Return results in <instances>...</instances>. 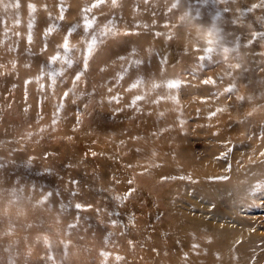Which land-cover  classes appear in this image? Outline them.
<instances>
[{"label":"bare ground","instance_id":"bare-ground-1","mask_svg":"<svg viewBox=\"0 0 264 264\" xmlns=\"http://www.w3.org/2000/svg\"><path fill=\"white\" fill-rule=\"evenodd\" d=\"M162 5L168 8L166 14L159 10ZM113 8H118L113 17H116L115 22L127 24L129 30L134 26L146 27L149 36L159 33V27L152 22L167 18L171 10L179 11L181 17H186L185 14L191 17L198 11L192 19L202 23L201 28L191 30L189 38L179 31L176 40L170 38L169 45L176 44L184 53L182 67L189 65L185 58L195 60L197 70L193 78L203 86L199 95L210 96L204 110H193L199 118L198 127L205 132L202 150L199 153L194 149L191 151L185 138H176L177 130L168 123V115L162 118L158 113L164 103L156 99V94L174 96V92L154 91L147 86L132 89L129 96H147L148 99L140 107L124 103L122 112L125 110V115L143 119L145 126L141 129L160 135L164 147L146 139L126 153L108 152L119 163H129V156L145 155L144 164L132 163V172L114 171L113 177L121 184L106 177L107 151L96 150L101 164L97 175L101 174V177H96L93 182L72 177L77 180L76 185L89 184V195L99 193L103 197L100 205L115 207V211L104 215L105 221L99 220L101 224L94 221L92 225L87 220L93 221V216L99 214L98 210L82 213L78 208L76 211V207L58 197L57 190L45 191L42 198L36 200L50 204L56 210L39 214L34 207L23 205L35 201L36 196L32 195L38 192L34 187L39 182L53 184L62 180L58 174L52 173L50 178H41L35 184L28 180L29 176L34 178L33 175L23 173L13 163L12 171L6 176L7 183L0 184V218L6 221L0 223V264H257L264 258V230L256 228V224L249 223L237 212H253L241 209H247L252 203L248 195H258L261 186H252L248 182L264 178V0H191L180 4L171 0L151 3L146 0H117ZM209 48L213 50L211 53L206 51ZM154 54L159 58L156 52ZM134 55H129L132 64L119 67L127 74L133 71L122 82H134L138 78L134 74L136 65L133 62L141 59ZM150 56L143 58L142 62L155 57ZM161 58L164 59L163 56ZM224 59L227 61L220 63ZM211 72L218 87L233 90L229 102H224L223 92L213 95V82L204 83L212 81L209 77ZM41 85L47 86V83ZM53 89L56 91L58 86L53 85ZM236 93L241 94L239 100L235 98ZM179 106L176 101V107ZM170 111L172 116L185 114L172 108ZM202 113L207 118H202ZM119 121V115L107 116V124H100L99 129L104 134L110 128L109 123L121 125ZM84 130L85 125H80L74 132L77 136ZM139 133L140 129L135 128L132 134ZM111 140L113 143L126 141L124 137ZM19 142L4 141L0 136L3 149ZM63 145L68 144L51 146L42 143L38 146L51 150ZM256 146L258 151L254 152ZM170 151H178L174 157L180 164L166 155ZM51 158L65 160L69 156L58 155L57 151L46 160ZM14 170L18 177L27 178L19 181L20 186L15 184L17 179L16 182L10 180ZM61 177L68 178L65 174ZM126 178L132 181V186L125 189L123 183ZM9 180L14 183L10 184ZM26 183L35 184L26 189L28 197L21 191V185ZM13 198L17 202L20 200V205ZM138 204L144 206L141 224H147L145 236L148 244L143 252L131 249L134 244L125 243L129 236L136 243V239H142L138 233L142 232L141 227L135 226L131 230L128 223L135 220L127 205L138 211ZM4 213L9 217L4 218ZM53 216L55 218H50ZM50 219L62 221L61 226L54 227L48 223ZM47 229H55L53 238L43 232ZM120 229L124 231L120 233ZM68 230L72 232L68 233ZM106 233H111L113 239ZM93 237L98 239L93 240ZM97 242L101 243L102 254L88 247ZM11 244L13 246H9ZM61 251L68 256L60 257Z\"/></svg>","mask_w":264,"mask_h":264},{"label":"rangeland","instance_id":"rangeland-1","mask_svg":"<svg viewBox=\"0 0 264 264\" xmlns=\"http://www.w3.org/2000/svg\"><path fill=\"white\" fill-rule=\"evenodd\" d=\"M152 1L160 0H146L147 3ZM171 1L180 4L191 0ZM93 2L94 0H0V127L2 128L0 136L4 141H21L5 149H3L4 144L0 143V149H3L0 152V184L7 183L6 176L12 171L13 163L21 168L23 173L33 175L34 178L29 176L28 180L35 184L41 178H50L52 173L55 176L58 174L57 177L61 178V183H57V181L53 184L39 182L36 186L35 184H22L23 196L27 194L25 197L29 196L26 189L30 186H35L34 188L38 190L36 194L32 195V197L36 196L34 202L29 201L22 204H25L26 207H34L39 214H46V212L56 209L50 204H41L36 200L45 191L57 190L58 197L67 200L70 206L77 208L76 211L78 208L82 213L98 210L99 214L93 216V221L87 220V222H91L88 223L89 225H92L94 221L101 224L99 220L105 221L106 219H103L105 214L115 211V207L105 208L100 205L103 197L99 193L88 194L89 184L76 185L77 180L72 178L78 177L82 181L84 179L93 182L96 177H101V174L97 175L101 164L98 163L96 150L107 151L105 154L108 164L106 177H109L114 183L121 184L113 177L114 171L120 169L125 173L126 171L132 172V163L144 164L145 155L143 154L141 157L129 156V163H119L108 152L126 153L146 139L164 147V143L160 141V135L149 133V131L144 132L141 129V126H145L143 119L125 115V110L122 112L121 106L124 103L140 107L148 99L146 96L141 100H135V97L129 96V91L147 86L154 91L163 89L174 92V96H166L165 93L156 94V99L164 103L158 113L162 118L168 115V123L177 130L176 138H185L189 142L190 150L194 149L196 153L202 150V142L206 137L204 136L205 132L200 126L198 127L199 118L193 114V110L196 108L204 110L208 105L207 98L210 97L199 95L203 86L193 78L194 72L197 70L195 60L185 58L189 65L182 67L181 60L184 53L179 50L176 44L169 45L170 38L176 40L179 31H183L189 38L191 30L201 28L202 23L192 19V16L198 11L193 12L191 17L186 14V17H181L179 11L171 10L167 18L159 21L151 20L154 26L159 27V33L149 36L146 27L134 26L133 30H129L127 24L115 22L116 17H113L118 8H113L112 3L109 5L112 1L106 0L101 8L93 9L91 13H87L88 18H91L92 15L98 18L97 28L112 21L119 34L108 38L104 44L97 48L88 61L87 70L84 71L85 39L82 17L85 13L82 10L88 8ZM17 5L19 6L17 7ZM29 5L33 7L30 8ZM164 8L167 7L162 5L159 10L166 14L168 8L166 10ZM62 13L63 20L60 19ZM72 25L80 26L69 37L70 51L64 53V36ZM253 29L263 30L262 28ZM125 32L133 34L124 35ZM154 52L159 55V58H156ZM131 53L139 57L141 62L143 58L151 57L150 55L155 56L151 58V61L136 65L134 74L138 75V78L134 82L142 79L143 84L134 88L130 87L134 82H122V79L119 78L120 75H123L124 79L128 74L133 73L132 70L128 74L120 71V66L132 64ZM53 56H59V59L52 61L51 57ZM121 56L126 59H119ZM207 59L208 57L205 58V60ZM226 61L224 59L220 63ZM206 68L205 66L204 69ZM79 72L83 74L80 75L79 80H76L75 77ZM209 77L214 84L213 95L223 92L224 102H229L232 98V92L226 91L229 88L218 87L213 81L212 72ZM169 81H178L179 87L169 88L167 86ZM41 83H47V86H43ZM154 84L159 86L153 87ZM53 85L58 86L56 91L53 89ZM240 95V93H236L235 98L239 100ZM176 101L180 104L178 108ZM171 108L185 114L172 116ZM114 115L120 116L119 122L122 124L109 123L111 124L110 128L103 134L99 125L107 124L105 118L107 119V116L112 118ZM201 117L207 118L204 113ZM80 125H85V130L76 136L74 131L78 130ZM135 128L140 129L138 135L132 134ZM120 137H124L126 141L113 143L111 140ZM42 143L51 146L59 143L68 145L46 150L38 146ZM57 151L58 155L66 154L69 158L46 160L50 155H56ZM257 151L258 147L256 146L254 152ZM177 152L170 151L166 155L176 161L174 155ZM176 163L180 164L178 161ZM16 170L11 173L12 179L10 180L17 179L15 184L20 186L19 181L22 178L27 180V178L15 175ZM63 174L68 178H62ZM12 183L14 182L10 181V184ZM131 183L132 181L126 178L123 183L125 189L131 187ZM248 183L252 186L260 185L261 192L258 195H248L252 203L246 207L247 209H241L253 212L238 211L237 213L247 219L249 223L256 224V228L264 230V178ZM64 190L68 192H64ZM33 192L34 190H32ZM13 200L17 202L14 198ZM18 201L20 202V200ZM19 202L17 205H20ZM127 208L135 220L128 222L131 225V230H134L135 226H140L142 232L138 233L141 234L142 239H136L138 241L136 243L135 239L129 236L125 243L134 244L131 249L143 252L148 244V238L145 236L147 224H141L144 217V212L141 210L144 206L138 204V211L132 205H127ZM2 212L4 211L2 210ZM70 212L74 213V210H70ZM6 217L9 216L5 214L4 218ZM50 218H55V216ZM228 218L227 222H230ZM3 220L0 218V223L6 222ZM60 222L62 221L57 222L52 219L48 221L54 227H60ZM53 230L55 229H47L43 232L53 238ZM123 231L124 229H120V233ZM69 232L72 230H68ZM106 234L111 236V240L113 239L111 233ZM97 239L93 237V240ZM149 244L151 245V242ZM100 245L101 243L97 242L88 247L95 248L102 254ZM9 246H13V244ZM59 256L67 257L68 255L61 251ZM63 259L67 261V258ZM257 264H264V258Z\"/></svg>","mask_w":264,"mask_h":264},{"label":"snow or ice","instance_id":"snow-or-ice-1","mask_svg":"<svg viewBox=\"0 0 264 264\" xmlns=\"http://www.w3.org/2000/svg\"><path fill=\"white\" fill-rule=\"evenodd\" d=\"M106 0H94V2L86 9H83V13L85 15L82 17L83 19V29H84V39H85V50H84V71L87 70L88 67V61L89 59L92 58L94 53L96 52L97 48L104 44L106 40L110 37L116 36L119 34L118 29L116 28V25L112 22L109 21L107 24L103 25L101 28L96 27L97 23V17L95 15H92V17L89 19L88 16L86 15L87 13H91L93 9H99L104 5ZM117 3V0H112L113 6H115ZM19 5H17L18 7ZM175 6V5H174ZM29 7H33L32 5H29ZM63 13L60 16V19L63 20ZM80 25H72L68 28V31L66 35L64 36V41H63V50L64 53H68L70 51L69 49V37L73 35V33L77 30V28ZM31 27V26H30ZM50 31V30H49ZM133 33L130 32H125L124 35H132ZM30 39V38H29ZM135 51V50H133ZM208 53H211L213 50L211 48L206 50ZM59 59V56H53L51 57L52 61H56ZM119 59L123 60L126 59L125 57L121 56ZM203 59V58H202ZM70 63V62H69ZM135 65H139L142 63L141 61H134L133 62ZM127 71V70H125ZM82 72L77 73L75 79L79 80L80 75H82ZM120 79H123V75H120ZM204 83H212L210 80L204 81ZM143 84V80H137L134 82L130 87L134 88L139 85ZM159 85H153V87H158ZM169 88H177L179 87V82L178 81H169L168 85ZM228 92H232L233 90L231 88L226 89ZM143 97L137 96L135 97V100H141ZM77 207H80L77 205Z\"/></svg>","mask_w":264,"mask_h":264}]
</instances>
